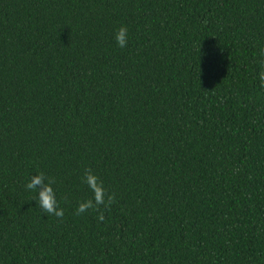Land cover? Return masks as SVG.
<instances>
[{
  "label": "trees",
  "instance_id": "obj_1",
  "mask_svg": "<svg viewBox=\"0 0 264 264\" xmlns=\"http://www.w3.org/2000/svg\"><path fill=\"white\" fill-rule=\"evenodd\" d=\"M262 50L264 0H0V264H264Z\"/></svg>",
  "mask_w": 264,
  "mask_h": 264
},
{
  "label": "clouds",
  "instance_id": "obj_2",
  "mask_svg": "<svg viewBox=\"0 0 264 264\" xmlns=\"http://www.w3.org/2000/svg\"><path fill=\"white\" fill-rule=\"evenodd\" d=\"M114 38L119 48H126L129 42L128 27L126 25H121L115 31ZM261 57L262 59L258 61V79L260 87L264 88V50L261 51ZM55 183L56 181L54 178L46 176L43 172H38L30 177L29 181L25 185V188L30 193H34L33 201L36 202V206L39 207L43 214L63 218L65 213L64 209L60 207V202L57 199V192L53 187ZM83 183L88 186L92 196L78 203V206L75 209V214L79 216L91 209L100 212L97 218L99 221H103L104 215L100 211V208L101 206L109 207L112 203H114L115 194L108 193L104 183L91 171H85ZM38 185L40 188H37Z\"/></svg>",
  "mask_w": 264,
  "mask_h": 264
}]
</instances>
